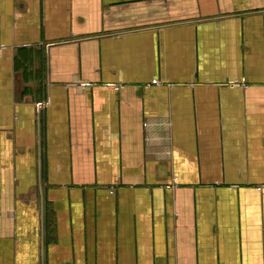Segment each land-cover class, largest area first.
Returning a JSON list of instances; mask_svg holds the SVG:
<instances>
[{
	"label": "crops",
	"instance_id": "0c3cea01",
	"mask_svg": "<svg viewBox=\"0 0 264 264\" xmlns=\"http://www.w3.org/2000/svg\"><path fill=\"white\" fill-rule=\"evenodd\" d=\"M0 264H264V0H0Z\"/></svg>",
	"mask_w": 264,
	"mask_h": 264
},
{
	"label": "built area",
	"instance_id": "2783aa9c",
	"mask_svg": "<svg viewBox=\"0 0 264 264\" xmlns=\"http://www.w3.org/2000/svg\"><path fill=\"white\" fill-rule=\"evenodd\" d=\"M78 84H79L80 86H85L84 84H81V83H78ZM259 189H260V188H259ZM259 189H258V190H259Z\"/></svg>",
	"mask_w": 264,
	"mask_h": 264
}]
</instances>
